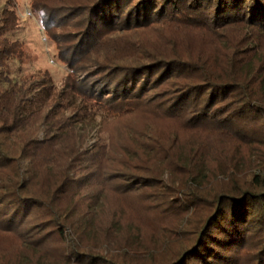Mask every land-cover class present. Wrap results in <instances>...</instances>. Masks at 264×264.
<instances>
[{
    "label": "trees",
    "instance_id": "1",
    "mask_svg": "<svg viewBox=\"0 0 264 264\" xmlns=\"http://www.w3.org/2000/svg\"><path fill=\"white\" fill-rule=\"evenodd\" d=\"M32 9L70 73L12 77L9 0L0 264H264V0Z\"/></svg>",
    "mask_w": 264,
    "mask_h": 264
},
{
    "label": "rangeland",
    "instance_id": "2",
    "mask_svg": "<svg viewBox=\"0 0 264 264\" xmlns=\"http://www.w3.org/2000/svg\"><path fill=\"white\" fill-rule=\"evenodd\" d=\"M9 0H0V16ZM15 12L18 16V27L8 38L13 41H20L25 46L27 60L24 64L18 61H11L12 77L16 80L30 76H41L48 72L56 87H61L70 70L58 58V51L55 43L42 27V14H36L32 9V0H13ZM31 11L32 14H28ZM29 15V16H28ZM94 126L100 122L99 114L94 115Z\"/></svg>",
    "mask_w": 264,
    "mask_h": 264
},
{
    "label": "built area",
    "instance_id": "3",
    "mask_svg": "<svg viewBox=\"0 0 264 264\" xmlns=\"http://www.w3.org/2000/svg\"><path fill=\"white\" fill-rule=\"evenodd\" d=\"M28 12H29V13H28L29 15H30V14H32V12H31V11H28ZM29 15H28V16H29Z\"/></svg>",
    "mask_w": 264,
    "mask_h": 264
}]
</instances>
